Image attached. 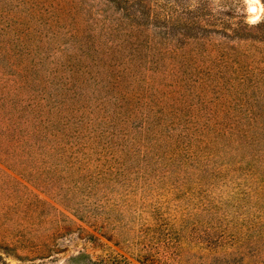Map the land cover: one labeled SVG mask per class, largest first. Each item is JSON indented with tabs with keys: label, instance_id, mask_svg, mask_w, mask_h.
<instances>
[{
	"label": "rangeland",
	"instance_id": "rangeland-1",
	"mask_svg": "<svg viewBox=\"0 0 264 264\" xmlns=\"http://www.w3.org/2000/svg\"><path fill=\"white\" fill-rule=\"evenodd\" d=\"M0 264H264V0H0Z\"/></svg>",
	"mask_w": 264,
	"mask_h": 264
},
{
	"label": "bare ground",
	"instance_id": "bare-ground-1",
	"mask_svg": "<svg viewBox=\"0 0 264 264\" xmlns=\"http://www.w3.org/2000/svg\"><path fill=\"white\" fill-rule=\"evenodd\" d=\"M255 10H256L255 7H253L251 11L254 12Z\"/></svg>",
	"mask_w": 264,
	"mask_h": 264
}]
</instances>
